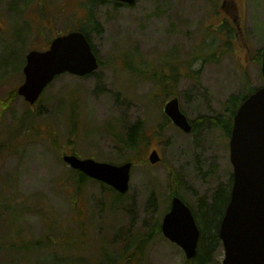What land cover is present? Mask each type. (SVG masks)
I'll return each mask as SVG.
<instances>
[{
    "label": "rangeland",
    "instance_id": "374dc122",
    "mask_svg": "<svg viewBox=\"0 0 264 264\" xmlns=\"http://www.w3.org/2000/svg\"><path fill=\"white\" fill-rule=\"evenodd\" d=\"M211 1L136 0L129 6L112 0H42L47 25L37 42L25 26L27 18L34 30L35 14L21 10L18 15L14 0L13 14L9 0L0 1V99L23 82L21 66L28 50L46 48L53 36L83 20L95 23L88 36L100 61L89 75H58L33 108L32 119L28 104L18 95L3 113L1 137L6 134L12 147L0 154V200L4 204L7 198L15 207L28 209L15 217L0 203V241L7 234V242H17L9 249L0 247V264L47 262L51 252L45 244H36L46 238L56 249L53 264H97L103 251L115 252L121 245L120 230L145 235L154 220L161 222L169 209L172 172L179 193L194 210L201 200L209 203L220 185H228L232 173L228 138L203 124L196 132L185 133L164 122L162 106L173 95L159 93L149 76L165 59L168 66L174 60L187 63L178 66L177 71L185 73L173 92L190 120L220 112L246 78L252 86L263 83L260 64L253 57L264 44V0H229L238 13V31L231 37L214 33L207 38L206 28H215L218 18H224ZM52 18L57 19L53 24ZM165 70L169 72L168 67ZM68 100L78 106L74 134L69 133ZM137 124L145 130L146 143L138 152L145 161L131 167L124 204L112 206L109 186L92 178L78 189L61 151L120 164L124 155H119L111 131L125 136ZM152 149L161 157L156 164L148 162ZM21 243L27 247L19 249ZM223 255L220 243L213 260L205 264H221ZM185 261L181 248L160 233L146 243L138 264Z\"/></svg>",
    "mask_w": 264,
    "mask_h": 264
},
{
    "label": "water",
    "instance_id": "95a60500",
    "mask_svg": "<svg viewBox=\"0 0 264 264\" xmlns=\"http://www.w3.org/2000/svg\"><path fill=\"white\" fill-rule=\"evenodd\" d=\"M114 1L135 3V0ZM97 68L96 56L81 31L58 35L51 40L48 49H33L26 54L22 70L24 81L17 93L33 105L56 76L66 72L83 76ZM261 74L264 78V48ZM163 112L180 130L191 131L192 126L180 109L178 97L168 99ZM62 159L69 167L121 194L129 189L131 162L116 165L92 158L81 159L73 154H64ZM229 159L232 186L218 228L224 250L221 264H264V85L249 94L234 114ZM148 160L151 164L160 160L155 149ZM160 229L166 239L183 250L187 259L196 256L200 229L192 210L180 197L171 198Z\"/></svg>",
    "mask_w": 264,
    "mask_h": 264
},
{
    "label": "trees",
    "instance_id": "16d2710c",
    "mask_svg": "<svg viewBox=\"0 0 264 264\" xmlns=\"http://www.w3.org/2000/svg\"><path fill=\"white\" fill-rule=\"evenodd\" d=\"M2 1V0H0ZM224 1V4H217L213 0L211 1L214 4L215 12L219 15L222 12L226 14V17L222 18L220 21V17L218 18V23L215 28L207 27L206 28V35L208 37H213L215 34H225L227 37L233 36V33L238 31V25L236 23V17L237 14H235V7L229 0H222ZM13 0H9V4L12 5ZM18 3V15L19 11L21 13L25 12V15L27 12L32 11L36 19L34 24V30L30 26V21L25 16V26L28 28L29 33L33 32L34 42L38 41L39 34L45 35V28L43 29V26L47 25V21L45 20V14H44V5L42 4V0H14L13 4ZM223 4V5H222ZM48 5V4H46ZM13 5L11 6V9L13 10L12 13H16V9ZM52 6V5H48ZM220 6V7H219ZM220 9V10H219ZM44 14V15H43ZM223 14V13H222ZM34 21V20H33ZM32 21V23H33ZM53 21H57L56 18H52V24ZM91 20H83L79 26L73 27L72 30H80L82 31L87 38L88 36V28H90V24L95 25V23H90ZM51 24V25H52ZM43 29V30H41ZM41 30V31H40ZM215 33V34H214ZM60 33L56 34L55 36L59 35ZM214 34V35H213ZM262 45L261 48H259L256 51V54L254 55L253 59L257 61L259 64L261 62V55L263 50ZM37 49H43L41 47H33ZM32 48V49H33ZM205 59V56H199ZM197 56H194V59L199 58ZM172 66H168V60L165 59L162 61L158 66L157 70L151 71L149 74L150 78L154 81L159 93H164L165 97L169 95H176L174 94L173 90L175 89V85L177 83V80L180 75L184 74L185 72H178V66L179 65H186L187 63H180L179 61H172ZM168 67V73L166 72L165 68ZM195 74H197V71H193ZM188 75V74H187ZM262 85V84H261ZM259 85V86H261ZM259 86H252L248 79L246 78L244 81L243 86L241 87L240 91L235 94H230L227 99L224 101L221 107V111L215 114H208V115H202L200 117H197L196 119H192V132H196L197 126L200 124L205 125L209 129H216L221 132L222 136L229 138L231 129H232V123H233V117L235 112L237 111V108L239 105L245 100V98L254 91ZM16 95L15 91L11 92V95L9 94L7 97L0 99V154H6L9 149H11V144L9 143L10 140L1 137V130H4L2 125V117L3 113L7 109L9 105V101L12 97ZM71 107V115H70V121L72 124L76 126L77 124V116L73 112L75 103L69 102ZM34 115H30V119H32ZM164 122H168L169 120L163 116ZM138 125V124H137ZM132 127L128 134L120 135L118 132H112L111 136L114 139L115 143L118 145V153L119 155H124V161H131L133 165H136L137 163L141 164L145 161V159L141 158V156H138V152L141 150V147L144 146L146 143L145 139V130L142 126ZM14 136V135H13ZM75 153V152H73ZM76 154V153H75ZM72 172L76 175L74 177L75 184L77 185L78 189L81 188L82 184L87 179L86 176L81 174L78 171L72 170ZM173 172L170 174V181L173 183V187H171V191L169 194V200L173 196H179L182 200L183 197L179 193L178 190V179L173 176ZM231 180L232 176L230 175V179L228 182V185H220L218 189L214 192L211 201L209 203H206L204 200H201V203L198 205L197 209L194 210L187 201L186 204L189 205L191 208L193 215L195 217V220L199 226L200 229V238L198 242L197 247V253L196 256L188 260L186 259V264H205L208 262H211L213 260L214 254L218 247L220 246V240L218 238V228L220 224V220L223 216L224 210L226 208V205L229 201L230 197V188H231ZM113 195L114 198L112 200V206L118 205V203L124 204L122 201L124 199V195L117 193L113 189L109 187V189ZM154 197L151 195L149 197L150 203L152 204L154 202ZM1 205L4 207V212H8L9 215H15V217H19L22 212L26 211L28 208L23 207H15L10 202L7 201V198L5 199L4 204L1 202ZM167 211V210H166ZM165 211V212H166ZM4 222H7L8 219H3ZM17 233L14 231V235ZM120 233L123 236L121 240V245L115 247V252L111 251H103L101 254L100 262L97 264H138L140 259L142 258L144 247L146 243L152 238L153 236L160 235V221L159 219H156L153 221L152 227L149 229V231L145 235H135L131 234L130 231H127L125 233H122L120 230ZM6 235L2 238L6 239L5 241H0V247H3V249H9L10 247L17 246V242L15 239H13L12 242H7ZM56 236V235H55ZM36 244L39 246H45L47 247L46 250L50 251V255H48V261L43 264H53L52 260L55 257L53 253L56 252V249L52 248L51 243L48 238H46L45 242L36 241ZM6 245V247H5ZM22 246H26L23 243H21V246H19V249H23Z\"/></svg>",
    "mask_w": 264,
    "mask_h": 264
},
{
    "label": "flooded vegetation",
    "instance_id": "af4514ba",
    "mask_svg": "<svg viewBox=\"0 0 264 264\" xmlns=\"http://www.w3.org/2000/svg\"><path fill=\"white\" fill-rule=\"evenodd\" d=\"M99 64H100V61H99ZM35 107V105L34 106H30V107H28L29 109H31V110H33V108ZM129 132V131H128ZM128 132H127V134H128ZM72 151H69V153H71Z\"/></svg>",
    "mask_w": 264,
    "mask_h": 264
}]
</instances>
